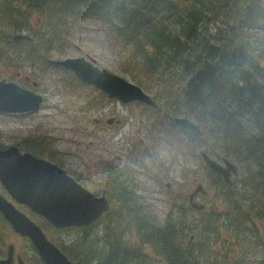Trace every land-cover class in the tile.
I'll return each instance as SVG.
<instances>
[{
    "label": "trees",
    "instance_id": "trees-1",
    "mask_svg": "<svg viewBox=\"0 0 264 264\" xmlns=\"http://www.w3.org/2000/svg\"><path fill=\"white\" fill-rule=\"evenodd\" d=\"M90 21L119 39L123 71L154 94L157 108L137 104L148 111L146 127L152 131L164 118L171 138H179L177 129L184 132L189 148L200 144L213 159L238 165L239 177L229 187L204 163L210 190L217 188L213 203L195 210L189 201L194 191L184 190L182 202L172 199L164 213L127 168L108 164L106 194L118 209L88 228L48 224L55 229L49 239L74 264H264V0H0L8 64L17 59L10 66H19L26 52L33 64L55 67L52 55ZM16 34L33 41L15 43ZM173 117L191 119L203 136L173 126ZM49 141L16 145L42 157L51 153ZM202 182L208 190V178ZM0 223L13 234L1 215ZM25 241V264H43Z\"/></svg>",
    "mask_w": 264,
    "mask_h": 264
},
{
    "label": "rangeland",
    "instance_id": "rangeland-1",
    "mask_svg": "<svg viewBox=\"0 0 264 264\" xmlns=\"http://www.w3.org/2000/svg\"><path fill=\"white\" fill-rule=\"evenodd\" d=\"M117 39L115 35H109L100 22L90 21L84 28H78L66 40L63 49L51 58L92 59L100 67L136 84L132 72L127 74L123 71L124 67L120 63L123 49ZM6 44L4 37L0 36V80L14 82L35 91L43 96L44 104L32 114H0V143L4 149L29 138L36 142L45 136L50 138L51 146L47 145V148L50 146L51 153L45 152L42 158L61 165L62 169L96 196L107 197L108 164L116 168H127L132 176L130 179L145 189L148 201L164 213L172 199L181 203L179 197L183 196V191L191 194L197 185H204L202 180L206 177L209 180V191L204 185L207 194H200L197 202L204 205L208 203L209 206L213 203L217 188L210 190L213 187L212 178L208 177L204 170L205 162L200 159V152L205 151L202 145L198 144L195 149L193 146L189 148V143H184L189 140L184 132H180L178 139L171 138L164 126V123L168 125L164 118L160 124L153 122L156 126L151 128L152 131L149 130L145 124L147 121L143 122L147 119L148 111L142 106L109 100L93 86L82 84L74 74L65 69L45 66L41 62L33 64L26 52L22 53L19 66H10L17 59L11 57L13 61L8 64L5 50L11 46ZM135 67L138 69V66H134L133 73L145 82L142 72H137ZM32 82L38 83L36 89ZM140 87L154 97L143 85ZM111 118H116L121 123L108 126L106 121ZM186 173L193 177H187ZM168 184L170 188L167 187ZM0 193L9 198L1 184ZM220 204L221 200L217 202V205ZM18 207L37 224L38 221L43 223L44 232L52 238L55 229L44 218L45 221L25 206ZM118 207L116 203H111L112 211ZM61 237L63 236H56L57 239ZM132 242L141 245L135 236L132 237ZM10 244L15 246L17 254L25 258L28 250L25 239L12 234L0 223V258L6 256ZM150 251L145 247V252L153 256ZM262 251V248L257 251L258 259H261Z\"/></svg>",
    "mask_w": 264,
    "mask_h": 264
},
{
    "label": "water",
    "instance_id": "water-1",
    "mask_svg": "<svg viewBox=\"0 0 264 264\" xmlns=\"http://www.w3.org/2000/svg\"><path fill=\"white\" fill-rule=\"evenodd\" d=\"M12 41L32 42L33 38L27 34H16ZM49 62L73 72L83 84L95 87L111 100L124 104L141 102L156 107L153 99L141 87L99 67L92 59L67 58ZM34 86L37 84L34 83ZM43 103L44 98L40 94L14 82L0 80V114L36 112L43 107ZM174 122L187 128L196 137L203 136L200 125L188 118H175ZM107 123L112 125L114 119ZM201 156L207 166L220 175L228 186L233 185V177L239 174L236 164L227 159L222 163L218 162L205 151L201 152ZM0 184L10 198L0 193L1 216L16 235L30 240L44 264L74 263L15 203L43 217L57 230L87 228L99 221L110 209L108 198L96 196L58 165L32 153L21 152L17 146L0 149ZM198 193L206 195L201 184L190 195L189 201L193 209L201 211L205 209L204 204L194 202ZM15 250V246L10 244L7 257L0 258V264H25L21 256L15 262Z\"/></svg>",
    "mask_w": 264,
    "mask_h": 264
},
{
    "label": "flooded vegetation",
    "instance_id": "flooded-vegetation-1",
    "mask_svg": "<svg viewBox=\"0 0 264 264\" xmlns=\"http://www.w3.org/2000/svg\"><path fill=\"white\" fill-rule=\"evenodd\" d=\"M168 187H170V185H168ZM198 197H199V195L196 196L195 200H196ZM7 254H8V249H7ZM7 254H6L5 257H3V258H1V259H6ZM18 256H21V255H20V254H17V253L15 252V256H14V258H15V262L17 261ZM21 258H23V257H21ZM23 259H24V258H23Z\"/></svg>",
    "mask_w": 264,
    "mask_h": 264
}]
</instances>
